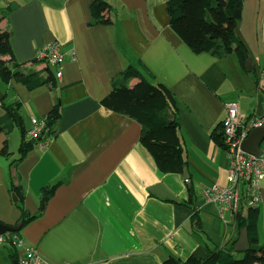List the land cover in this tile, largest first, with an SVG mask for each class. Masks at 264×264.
<instances>
[{
	"label": "crops",
	"instance_id": "1",
	"mask_svg": "<svg viewBox=\"0 0 264 264\" xmlns=\"http://www.w3.org/2000/svg\"><path fill=\"white\" fill-rule=\"evenodd\" d=\"M105 1L108 23L95 20L94 0H0V30L11 33L18 70L42 82L32 89L16 79L0 82L4 101L20 103L22 116V126L12 124L0 104V222L16 225L21 219L14 186L30 214L39 213L44 190L55 188L44 212L17 231L23 246L0 244V264H12L28 247L52 264H163L169 255L207 257L238 235L233 214H221L200 191L228 184V154L216 141L227 104L236 102L246 117L264 111V41L254 23L245 28V11L258 8L260 0H245L239 26L252 77L235 53H196L183 42L170 27L168 0ZM53 41L67 52L62 80L57 66L38 59ZM130 66L175 97L170 113L179 121L192 192L183 174L158 168L140 141V123L101 102ZM52 77L54 86L47 82ZM55 105L60 114L47 147L35 143L22 153L23 131ZM31 140L26 135L24 142ZM260 187L263 244L264 178Z\"/></svg>",
	"mask_w": 264,
	"mask_h": 264
},
{
	"label": "trees",
	"instance_id": "2",
	"mask_svg": "<svg viewBox=\"0 0 264 264\" xmlns=\"http://www.w3.org/2000/svg\"><path fill=\"white\" fill-rule=\"evenodd\" d=\"M244 2L245 0H168L170 27L194 52H208L219 56L235 53L246 68V63L250 59V50L239 33ZM91 10L96 21L111 22L105 16L110 11L107 1L94 0ZM18 67L11 46V33L0 30V82L9 84L16 79L31 89L42 83L40 79H32V74H21ZM133 78L139 80L130 86L129 81ZM49 80L48 84L54 86L53 77ZM4 99L5 96L0 104L7 110L9 120L12 124L22 126V116L19 112L21 104H7ZM101 102L106 108L127 115L141 124L140 141L151 153L161 171L183 174L184 168L187 167L185 145L181 137L179 121L170 113L176 103L172 91L167 86L154 83L140 69L130 66L124 71L122 78L113 82L111 92ZM59 114V107L55 105L47 117L51 132ZM23 132L21 152L25 154L33 148L34 139L25 143L27 130ZM216 141L220 146L225 147L223 133L216 137ZM185 182L192 192L191 179ZM13 191L19 198L17 205L21 209V219L18 223L23 227L44 212L48 200L54 195L55 188L44 190L38 214H30L27 211L19 186H14ZM192 195L191 193V202H193ZM193 210L196 233L203 239L200 214L194 205ZM259 216L260 207L242 209L236 216L238 235L228 244L215 247L204 258L191 255L186 260H182L169 255L164 259L163 264H264V243H260ZM243 228H247L251 248L244 253H237L234 251V244ZM9 234L20 237L17 231ZM3 244L11 248L16 247L11 238H6Z\"/></svg>",
	"mask_w": 264,
	"mask_h": 264
},
{
	"label": "built area",
	"instance_id": "3",
	"mask_svg": "<svg viewBox=\"0 0 264 264\" xmlns=\"http://www.w3.org/2000/svg\"><path fill=\"white\" fill-rule=\"evenodd\" d=\"M66 50L60 41H53L38 52V59L58 67L56 77L62 80L63 64L66 59ZM72 60H77L74 50L70 51ZM227 114L222 121L225 150L229 158L228 184L226 186H204L200 195L206 201L216 204L223 214L231 212L236 219L242 209L259 207L263 201L260 182L264 178V148L259 156L247 153L243 141L251 130L264 126V111L260 115L246 117L240 112L236 102L227 104ZM30 139L37 140L40 147H47L52 138L47 117L32 118V126L26 134ZM186 181V180H185ZM6 238H11L16 247H22V239L11 236L9 233L0 236V244ZM20 264H52L44 259L36 247H28L18 259ZM70 264V263H62Z\"/></svg>",
	"mask_w": 264,
	"mask_h": 264
},
{
	"label": "water",
	"instance_id": "4",
	"mask_svg": "<svg viewBox=\"0 0 264 264\" xmlns=\"http://www.w3.org/2000/svg\"><path fill=\"white\" fill-rule=\"evenodd\" d=\"M247 71L251 72L253 70L252 60L249 59L246 63ZM1 84V83H0ZM5 94L0 87V101L3 100ZM33 143H37V140H33ZM264 145V126L256 127L249 133L248 137L243 141L242 147L243 149L249 153L256 156L261 155L262 146ZM183 178L185 180L190 179L189 170L187 167L184 168ZM14 200H17L16 195L13 196ZM21 228V224L18 223L16 225H7L3 222H0V236L5 235L9 232L19 231ZM251 248V243L248 237L247 228L241 229L239 233V237L234 244V251L237 253H244ZM12 264H20L18 260H13Z\"/></svg>",
	"mask_w": 264,
	"mask_h": 264
},
{
	"label": "rangeland",
	"instance_id": "5",
	"mask_svg": "<svg viewBox=\"0 0 264 264\" xmlns=\"http://www.w3.org/2000/svg\"><path fill=\"white\" fill-rule=\"evenodd\" d=\"M250 11H256L257 15H260V18H257V17L254 18V15ZM245 13H246L245 28L249 27L251 24L254 23L260 29V31H259L260 36H261V39L264 41V1L260 0V6L258 8H256V7L255 8H248L245 11ZM243 18H242V22H241L242 23V29H243ZM40 61L46 62L43 60H40ZM246 73H247V75H251V77L254 75L253 71L246 72ZM257 75L261 78V82H262V76H261V73H260V70L258 67H257ZM262 83H264V82H262ZM16 248H19V247H16Z\"/></svg>",
	"mask_w": 264,
	"mask_h": 264
}]
</instances>
